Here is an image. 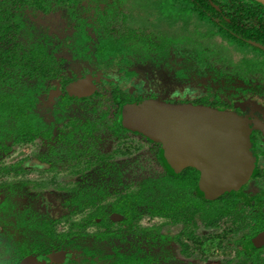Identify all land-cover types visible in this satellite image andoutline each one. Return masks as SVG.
<instances>
[{"label":"flooded vegetation","instance_id":"1","mask_svg":"<svg viewBox=\"0 0 264 264\" xmlns=\"http://www.w3.org/2000/svg\"><path fill=\"white\" fill-rule=\"evenodd\" d=\"M214 8L194 38L164 12L171 28L141 26L123 0H0L6 93L28 98V120L37 117L29 140L0 133V264H264V68L250 53L264 57V25ZM222 19L254 38L226 34ZM41 60L45 72L32 71ZM33 73L43 88L23 92L37 87ZM148 100L248 120L250 178L207 195L198 170L172 167L126 119ZM6 117L0 128L14 125ZM21 146L32 152L12 162Z\"/></svg>","mask_w":264,"mask_h":264},{"label":"water","instance_id":"2","mask_svg":"<svg viewBox=\"0 0 264 264\" xmlns=\"http://www.w3.org/2000/svg\"><path fill=\"white\" fill-rule=\"evenodd\" d=\"M257 1L264 5V0ZM126 119L163 145L172 167L198 170L207 195L237 190L254 172L250 123L235 113L148 100L130 108ZM257 243L264 244V234Z\"/></svg>","mask_w":264,"mask_h":264},{"label":"trees","instance_id":"3","mask_svg":"<svg viewBox=\"0 0 264 264\" xmlns=\"http://www.w3.org/2000/svg\"><path fill=\"white\" fill-rule=\"evenodd\" d=\"M187 1H189V6L193 8V10L195 11L193 13H196V16H198V18L200 19V22H198L199 27L202 26L201 24L203 21L205 22V18L209 16L208 15L209 13L210 14L217 13V11L214 8V5L221 7L223 10L224 9L228 11L236 10L237 13H239L240 16L242 17L241 22L246 21V22L258 24L260 26L264 25V5L258 2L257 0H177L178 3H182V2L186 3ZM238 8H240L241 11L237 10ZM236 21L233 20L232 21L233 23H232L231 21H228L227 19L221 20V22L225 26L226 34L229 33V29H230L231 31L239 33L240 39L245 40V39L254 38V36H252L251 33L249 34V31L244 30V31L239 32L236 29L237 26L234 25ZM31 57L36 59L33 53L27 56V59L28 58L30 59ZM39 57L41 58L42 55L39 54ZM10 59L13 61V63H11L12 67L16 66L17 63H14V61L18 60V55L17 54L13 55L10 57ZM43 66H44V61L41 60V63L38 62L32 68V71H40V73H44L45 71L43 69ZM40 73H33L31 75L30 80H35V78L39 80V83L36 84L37 86L36 88H34V86L32 87L26 86L24 89H21V90L23 92H29L30 94V92H34L36 90H39L40 88H43V84L41 81H44L46 78L43 76V74H40ZM11 78L13 77L10 76L9 73H5L4 70L0 74V110L2 113H4L7 116L6 117L7 120L13 119L14 125L12 124V125H6L4 127H1L0 133L3 136H9V134L14 135L15 141L20 143L21 141L29 140L32 137L31 134L35 133L34 132L35 129L31 125H32V120L37 119V117L31 116L28 120V117H29L28 111L31 110L28 98L25 97L24 99H20V98H16L14 95L10 93H6L7 91L6 85H8L9 82L13 81V79ZM130 108H132V105L129 106L125 110V112H127ZM11 126H14V130ZM182 180H183V177H182ZM86 198H90V196L87 195ZM131 218H133V215L128 216L129 221H131ZM90 224H93L92 219H91ZM111 239H112V236L110 235V238L108 240H111Z\"/></svg>","mask_w":264,"mask_h":264},{"label":"rangeland","instance_id":"4","mask_svg":"<svg viewBox=\"0 0 264 264\" xmlns=\"http://www.w3.org/2000/svg\"><path fill=\"white\" fill-rule=\"evenodd\" d=\"M124 4H127L128 7L131 10H140V24L141 26L148 25L151 27L152 30H159L160 24L162 23L163 25L171 28L169 24H167L165 21L168 19L167 15H170L174 19L177 20L178 27H176V34H178V31L181 30L179 27H182V33L181 35H184L187 33V35H194V38H198L201 36V27H199L198 22H200V19L198 16H196V13H192L188 11L190 8L189 5H186V3H178L177 0H170V6H164V4H160L158 0H123ZM101 7H103L102 4H99ZM182 10V11H180ZM170 11V12H169ZM161 12H164L167 15H164L163 20L161 16ZM168 12V13H167ZM193 12H195L193 10ZM145 27V26H144ZM214 30V34L216 33V29L212 27ZM203 32H205L207 35L212 36L211 34L212 30H206L205 28L202 29ZM214 36H219L218 34ZM226 49L230 53H239L240 50L239 48H234L232 46L227 45ZM250 53L253 55L254 60H251L253 65H258L262 66L264 68V59H259V58H264L262 57L261 54L257 52H252ZM11 142L8 144L10 145ZM32 152V148L30 146H21L19 150L16 151L14 154L13 158L11 159L12 162H17L21 158H25L28 154ZM65 177V176H64ZM62 178V177H61ZM48 180V179H47Z\"/></svg>","mask_w":264,"mask_h":264}]
</instances>
